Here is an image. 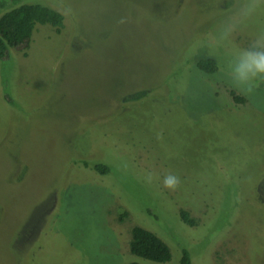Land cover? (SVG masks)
Segmentation results:
<instances>
[{"label":"rangeland","instance_id":"1","mask_svg":"<svg viewBox=\"0 0 264 264\" xmlns=\"http://www.w3.org/2000/svg\"><path fill=\"white\" fill-rule=\"evenodd\" d=\"M18 1L63 25L0 60V264H264V83L245 96L223 74L264 15L218 48L231 0ZM133 226L170 260L130 254Z\"/></svg>","mask_w":264,"mask_h":264},{"label":"trees","instance_id":"2","mask_svg":"<svg viewBox=\"0 0 264 264\" xmlns=\"http://www.w3.org/2000/svg\"><path fill=\"white\" fill-rule=\"evenodd\" d=\"M18 2L0 0V10L7 9L0 15V60L9 57L11 50L27 49L36 25H49L56 31L63 25V16L58 11L40 4L17 5ZM195 65L205 74H214L218 70L217 61L212 57H200L195 60ZM229 95L236 104L244 101L232 90ZM82 164L99 175L114 172L111 166L103 163L90 165L87 161H82ZM179 217L186 225H194V220L186 212H179ZM128 250L133 256L154 263L168 262L171 257L169 247L159 237L139 226H133L130 230ZM178 264H191L187 250H181Z\"/></svg>","mask_w":264,"mask_h":264},{"label":"clouds","instance_id":"3","mask_svg":"<svg viewBox=\"0 0 264 264\" xmlns=\"http://www.w3.org/2000/svg\"><path fill=\"white\" fill-rule=\"evenodd\" d=\"M264 15V0H231L230 13L218 26L212 41L218 48L228 47L236 34L248 29L257 18ZM224 76L239 94L250 96L264 83V28L254 32L246 47L238 48L232 55ZM151 173L145 181L151 183ZM163 185L175 191L180 179L174 174L164 177Z\"/></svg>","mask_w":264,"mask_h":264}]
</instances>
